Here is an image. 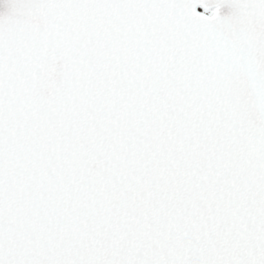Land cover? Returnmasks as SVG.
Masks as SVG:
<instances>
[{"label":"snow or ice","instance_id":"obj_1","mask_svg":"<svg viewBox=\"0 0 264 264\" xmlns=\"http://www.w3.org/2000/svg\"><path fill=\"white\" fill-rule=\"evenodd\" d=\"M0 264H264V0H0Z\"/></svg>","mask_w":264,"mask_h":264}]
</instances>
